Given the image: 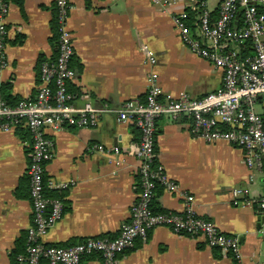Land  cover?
<instances>
[{"label": "crops", "instance_id": "crops-1", "mask_svg": "<svg viewBox=\"0 0 264 264\" xmlns=\"http://www.w3.org/2000/svg\"><path fill=\"white\" fill-rule=\"evenodd\" d=\"M55 1L7 0V65L0 69V86H9L3 93L15 100L35 97L40 63L56 56V42L51 41ZM66 1L70 5L66 26L73 41L70 65L75 76L68 83L73 106L79 109L90 103L101 114L94 128H65L47 135L52 146L45 190L61 201L63 212L42 242L58 247L118 235L130 222L139 192L135 157L139 132L132 123L118 122L116 113L124 101L144 96L150 71L144 59L156 58L163 101L180 93L201 98L223 83L221 70L180 41L172 17L187 10V0L166 11L144 0ZM203 2L215 19L218 1ZM190 126L187 115L172 119L163 114L156 120V165L172 187L157 188L154 208L178 213L191 196L197 215L238 238L239 264H264V216L258 206L264 198V174L247 170L239 148L223 141L204 142L192 135ZM28 149L17 131L0 133V264H14L12 252L18 242L25 243L32 225ZM50 184L66 187L52 189ZM233 189L245 190L247 194L238 199H248L250 205H234ZM215 254L201 237L157 227L118 254L115 264H233L230 256ZM83 264H100V259L88 256Z\"/></svg>", "mask_w": 264, "mask_h": 264}, {"label": "built area", "instance_id": "built-area-1", "mask_svg": "<svg viewBox=\"0 0 264 264\" xmlns=\"http://www.w3.org/2000/svg\"><path fill=\"white\" fill-rule=\"evenodd\" d=\"M144 1L166 11L179 0ZM187 1L189 12L172 17L180 41L197 57L222 71V88L201 98L180 93L163 101L154 69L156 58L152 55L143 60L150 68L144 96L124 101L116 113L118 122L132 123L139 132L135 152L139 192L131 207L130 222L113 239L86 238L66 247L42 242L63 212L59 199L44 194L47 188L44 171L52 146L47 135L65 128H94L101 110L90 103L79 109L73 106L74 95L68 91V83L75 76L70 65L73 41L66 26L70 5L66 0L55 1L56 56L40 63L35 97L10 106L0 95V133L21 127L31 137L26 176L32 225L27 229L24 249L15 256L14 264H83V259L92 255L100 258V264H115L118 254L130 248L135 240H145L148 232L157 227L168 228L177 235L201 237L209 248L219 249L239 264L238 238L222 233L211 221L197 215L191 196H186L181 212L153 213L151 210L155 187H172L161 167L153 166L155 125L163 114L172 119L189 116L194 137L207 143L223 141L239 148L247 170L264 174V14L256 8V5L264 6V0H217L215 19L205 10L203 0ZM7 11V0H0V69L7 65L4 52ZM246 43L250 54L242 56ZM252 180L250 175L249 181ZM65 187V184L49 185L52 189ZM245 194L243 189H233L232 203L250 205V200L238 199ZM258 206L264 216V198Z\"/></svg>", "mask_w": 264, "mask_h": 264}, {"label": "trees", "instance_id": "trees-1", "mask_svg": "<svg viewBox=\"0 0 264 264\" xmlns=\"http://www.w3.org/2000/svg\"><path fill=\"white\" fill-rule=\"evenodd\" d=\"M256 8H257V10L259 11V13H262V14H264V6L263 5H256ZM187 12H189L188 10H186ZM56 14V10H55V8H54V10H53V18H52V21H51V25H52V31H53V37H52V39H51V41L52 42H54V44H55V42H56V19H55V15ZM188 15H190V13H188ZM249 47V45L246 43V45H245V49L241 52V55L242 56H244V55H248V54H250V49L248 48ZM9 89V86H6V87H1L0 86V95H1V97L3 98V100L8 104V105H10V106H14V105H16L20 100H15V99H13L12 97H10V96H7V95H5L3 92L5 91V90H8ZM68 91H69V89H68ZM70 92V91H69ZM71 93V92H70ZM71 94H73V93H71ZM16 131H17V133L21 136V138L25 141V142H27L28 143V145H29V149H30V145H31V137H30V134H29V132L25 129V128H21V127H19V128H17L16 129ZM28 149V150H29ZM27 150V151H28ZM153 166H156V160H154L153 161ZM138 179H139V177H138ZM27 180H28V178H27ZM44 181H45V177H44ZM158 187H160V186H156L155 187V196L153 197V200H152V205H151V210H152V212L153 213H167V211H162V210H158V209H156V208H154V205H153V203H154V201H155V199H156V196H158V192H157V188ZM28 192H29V181H28ZM44 194H45V196H47V197H49V198H54L55 196L51 193V192H48V191H46L45 190V192H44ZM116 236H118V235H110V234H106V235H102V236H99V237H96V238H104V237H107V238H110V239H113V238H115ZM25 242V241H24ZM21 244V243H20ZM19 244V242L17 243V245H16V247H15V250L12 252V255L15 257L17 254H19L20 252H22L23 251V249H24V245H25V243H23L22 245H20ZM213 251H214V253H216L215 255H219V252H220V250L219 249H213ZM95 256H97V255H95ZM100 259V258H99ZM233 264H238L235 260H233Z\"/></svg>", "mask_w": 264, "mask_h": 264}]
</instances>
